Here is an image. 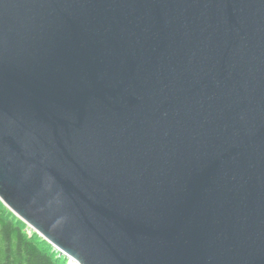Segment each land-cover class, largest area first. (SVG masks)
I'll return each mask as SVG.
<instances>
[{
	"label": "water",
	"instance_id": "water-1",
	"mask_svg": "<svg viewBox=\"0 0 264 264\" xmlns=\"http://www.w3.org/2000/svg\"><path fill=\"white\" fill-rule=\"evenodd\" d=\"M0 200L68 264H264V0H0Z\"/></svg>",
	"mask_w": 264,
	"mask_h": 264
},
{
	"label": "trees",
	"instance_id": "trees-1",
	"mask_svg": "<svg viewBox=\"0 0 264 264\" xmlns=\"http://www.w3.org/2000/svg\"><path fill=\"white\" fill-rule=\"evenodd\" d=\"M68 261L0 200V264H68Z\"/></svg>",
	"mask_w": 264,
	"mask_h": 264
}]
</instances>
